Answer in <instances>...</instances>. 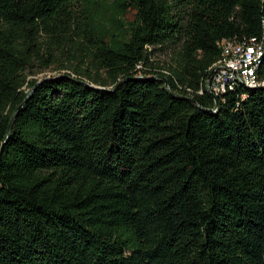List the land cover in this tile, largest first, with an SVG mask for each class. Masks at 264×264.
Returning <instances> with one entry per match:
<instances>
[{
    "label": "trees",
    "instance_id": "trees-1",
    "mask_svg": "<svg viewBox=\"0 0 264 264\" xmlns=\"http://www.w3.org/2000/svg\"><path fill=\"white\" fill-rule=\"evenodd\" d=\"M84 2L0 0V264H264V86L205 87L264 0Z\"/></svg>",
    "mask_w": 264,
    "mask_h": 264
},
{
    "label": "built area",
    "instance_id": "built-area-1",
    "mask_svg": "<svg viewBox=\"0 0 264 264\" xmlns=\"http://www.w3.org/2000/svg\"><path fill=\"white\" fill-rule=\"evenodd\" d=\"M221 47V57L210 68L212 77L205 84L212 96H224L240 84L249 88L264 86V18L259 36L226 38Z\"/></svg>",
    "mask_w": 264,
    "mask_h": 264
},
{
    "label": "rangeland",
    "instance_id": "rangeland-1",
    "mask_svg": "<svg viewBox=\"0 0 264 264\" xmlns=\"http://www.w3.org/2000/svg\"><path fill=\"white\" fill-rule=\"evenodd\" d=\"M84 7L87 9L89 16L101 19L107 23L110 41L119 44L123 40L127 39L131 25L135 21L134 11H127L123 13L118 8L117 0H90L89 3L84 2ZM154 59L160 67L165 65L166 61H170L169 54L166 52L157 53ZM56 73L57 71H55V69H50L45 72L31 75L29 78L42 79L44 76L49 77L51 75H55Z\"/></svg>",
    "mask_w": 264,
    "mask_h": 264
},
{
    "label": "water",
    "instance_id": "water-1",
    "mask_svg": "<svg viewBox=\"0 0 264 264\" xmlns=\"http://www.w3.org/2000/svg\"><path fill=\"white\" fill-rule=\"evenodd\" d=\"M211 77H212V74L210 75L209 79H211ZM48 78L49 77H47V79ZM215 101H216V106H218L219 102H218V100L216 98H215ZM207 110H211V109H207ZM11 128H12V125L10 124L9 130H11Z\"/></svg>",
    "mask_w": 264,
    "mask_h": 264
}]
</instances>
